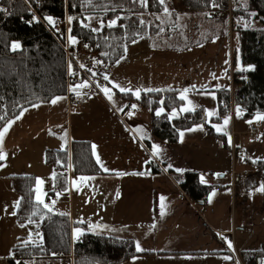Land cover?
I'll list each match as a JSON object with an SVG mask.
<instances>
[{
    "label": "rangeland",
    "instance_id": "obj_1",
    "mask_svg": "<svg viewBox=\"0 0 264 264\" xmlns=\"http://www.w3.org/2000/svg\"><path fill=\"white\" fill-rule=\"evenodd\" d=\"M179 1L164 0L163 3L168 10L167 12L164 9V12L151 15L145 13L137 14L141 23L146 25L153 24L154 26L160 27L159 34L155 36L149 34L143 35L139 38V41H135L126 50L127 59L123 57L118 64L109 66L108 79L104 80L103 88L107 87L110 90L109 95H111V99L108 98L109 95L105 94L103 88L101 89V93L117 111L125 108L129 102L131 107L135 105L134 108L132 107L134 110L132 114L123 115V122L117 119L113 123L115 131L118 132L119 139L116 136L117 139L112 141L110 145L109 155L111 162L107 160V162H103L102 164L111 170L120 169L121 167L124 171L145 172L144 175L137 173L124 175L126 176L124 177L125 181L119 188L121 199L122 197L131 199L134 210H139L137 204L141 206V211H144L145 207H148V211L152 213L148 219L159 220L156 223V233L153 234V238L148 234L150 231L149 227L146 225H134L133 223L136 219L144 218L143 214L145 212L140 213L142 215L140 218L135 213H125L122 216L114 217L107 216L101 210L102 191H105L107 188L100 184H96L91 188L93 195L92 197L90 195L88 204H86L85 200L77 202L75 198L69 195V191H67L68 193L56 192V194H59V199L55 203V206L59 212L69 214L73 211L74 215L75 212L80 213L84 219H87L88 222L85 223L88 224L89 228H92V225H94L90 223L92 220H99V222L111 220L112 223H115V221L122 223L123 226L117 229L115 226L108 225L103 229V232L118 238L130 237L134 241L136 250L137 244H139L141 249L147 247L158 249L164 242L166 233L176 223L175 216L178 213H183V216L187 215L188 225L191 222L195 223V226L199 229H202V226L203 228L209 229V231L201 234V236L203 235L202 243H207L212 249H217L218 243L225 245V247L223 246V259L230 257V259H227L230 264H240L234 250L232 247H229L230 242L228 236L222 233L219 234L220 230L223 231L229 227L230 220L234 218V207H236V223L237 225L243 224L245 227L244 231H238L237 233L238 243L242 242L244 249L250 251V253L259 251L257 258H260L261 262H264V192L258 190L261 186H264V180L261 179V174L258 175V185L249 188L247 191L243 188L238 191L233 210L230 209V203L228 201V191L231 189L232 169L236 173H241L245 169H248L250 174H253L256 171L247 162V159L264 160V119H260V117L264 116V112L254 114L249 118H243L236 112L234 121L231 123L230 116L234 112V106L230 107L232 109L230 112L227 110L225 113L220 114L217 97L214 92L194 90L197 81L195 78L201 77L200 73L195 74L192 72L193 69H190L191 71L185 72L183 75L184 82H179L177 79L171 78L166 74H161L160 70L157 69L156 71L155 68V70H152L151 75L153 85H159L165 80L168 84H162L159 87H176L179 89L180 96H183L184 103L179 108H174L167 112L169 119L179 117L181 114L187 112L182 111L184 108H188V111L202 109L204 115V123L194 126L191 128L193 129L191 131L189 129L181 131L180 133H183V136L181 137L179 134L177 142L170 143L158 139L151 134V112L149 109L142 107L134 99L126 100L116 95V91L130 92L133 98H136L137 91L140 95L142 92L151 91V87H154L147 82L149 73L147 68L139 69L133 65L124 63L128 60L133 62L135 56L140 55V53L143 54L149 46L148 40L150 41L151 39V41L154 40L157 42L169 41L168 36L173 33H179L178 36L180 37L202 36V29L205 27L212 28L214 34L219 32V26L215 25L212 20H205V15L189 16V12L180 11L182 7ZM176 11L181 14H174L173 12ZM190 18H192L193 22ZM113 20L117 22V19ZM113 20L105 19L101 14H90L81 18L80 23L90 27L92 30L97 29L96 31H99L103 26L109 25V22ZM199 20L203 25L199 23ZM63 23H66L67 27H69L68 19ZM151 41L150 44H152ZM223 42V38L219 37L214 39V43L211 46L212 51L207 52L205 65L208 66L212 58H216V56L222 54ZM75 44L82 50L83 57L80 59L82 64L89 63L90 71L100 76L96 71L101 66L96 63L91 50L79 44L78 41ZM153 44L159 45L155 42ZM174 45L181 47L182 39ZM183 85L186 87H183ZM120 88H124L126 91H120ZM129 89L130 91H127ZM87 92L100 97L89 86H87ZM59 97L61 99L57 100L56 103H52V101L57 97L49 103L37 104L26 108L22 114L33 110L38 111L34 114L37 116L34 122L28 124L30 129L27 132L24 131L16 134V131H22V125L24 123L21 120L16 126L14 124L16 119H14L10 127H8L10 121L6 124L5 127H8V131L2 140H0L4 146L1 152L5 156L3 162L0 164V172L4 170L5 173H9L10 175L33 174L36 176V182L37 179L42 180V184H36V200L38 194L43 200L47 196V192L52 191L54 187V172L44 162L45 149L64 148L69 144L70 140L79 137L78 135H82L85 139H93L95 141V149L98 151L97 140H102L98 134L91 133L90 131L79 134L78 127L82 124L83 119L87 120L88 118L81 113L83 103L81 106L69 105L65 95ZM85 98L86 96L83 97V101ZM100 98L103 102V98ZM103 103L104 106H109L106 101ZM160 109L163 108H157L154 113L156 114ZM209 113L213 114L209 115ZM22 114L19 116L20 118ZM226 117L229 118V122L227 125H224L223 121ZM87 123L89 126L91 125L90 121ZM205 123L211 125L215 133L222 134L225 140L208 135ZM214 125L219 126L222 131L218 132ZM19 127L21 128L19 129ZM232 127L237 132V135H235L237 150L233 154L234 160H232L230 153ZM252 128L255 129L254 132H251ZM11 132H13L12 135ZM15 134L18 137L17 140L14 137ZM131 136L134 141L131 139ZM24 137L26 139H23ZM135 137L138 138V141H136L137 139ZM11 143L15 147L14 149L10 146ZM154 145L159 147L160 151L158 155L154 154ZM99 147L102 146L99 145ZM152 160L155 163L158 160L160 161L161 168L159 169L161 171L150 172L151 168L155 166ZM161 161H164V163ZM120 162L124 163V166L120 165ZM146 163L148 164L146 165ZM189 167H194L199 173V176L206 179V185H212V189L208 193L205 204L203 205H196L180 187L182 173L188 171L187 169ZM177 169L182 171H177ZM4 182L6 181L0 179V264H9L8 258L11 256V249L19 237L26 236L29 241L39 242L41 240V234L36 230L37 225L35 223H18V225H15V215L12 213L15 212L17 196L11 191L8 181V190L6 189V192L4 191ZM72 186L74 189L82 186L78 177H73ZM37 189H39V193H37ZM221 189L227 191H221ZM161 197L164 199L161 200ZM68 200H71V205H69ZM190 200L199 208L205 220L197 216L193 211L194 206ZM157 211L158 214H156ZM162 211L163 214H161ZM12 218L15 223L11 220ZM76 220L79 219L76 218ZM141 221L144 220L142 219ZM210 229H214L212 234L210 233ZM94 231L99 230L94 229ZM237 245L239 249L242 248L239 244ZM224 248L229 249L230 252H224ZM240 257L247 264L243 253ZM192 258L175 262L163 257L146 260L134 257L126 264H218L214 261L213 257L208 259L206 253L194 255Z\"/></svg>",
    "mask_w": 264,
    "mask_h": 264
},
{
    "label": "trees",
    "instance_id": "obj_2",
    "mask_svg": "<svg viewBox=\"0 0 264 264\" xmlns=\"http://www.w3.org/2000/svg\"><path fill=\"white\" fill-rule=\"evenodd\" d=\"M179 2L186 12L215 8L217 12L226 13L227 0ZM36 4L38 17L28 6ZM164 9L160 0H0V131L26 108L49 103L66 93L63 38L49 31L48 27L53 23H49L47 17H52L54 23H63L72 17L69 36L89 48L99 66L108 67L125 56L129 44L143 35L159 34L160 27L141 23L137 14L151 15L164 12ZM90 14H101L105 19H117V22L114 26L105 25L99 31H93L80 23L81 18ZM232 20L234 116L238 112L243 118H249L264 112V0H239L238 8L232 12ZM14 43L20 47L13 49ZM96 73L106 80L101 71ZM207 91L216 94L220 114L232 110L228 105V87ZM116 95L126 100L134 99L149 109L151 134L170 143L178 140L181 131L205 122L202 109L187 111L172 119L167 117L168 111L184 103L177 89L142 92L136 98L130 92L116 91ZM159 107L164 112L157 116L154 111ZM205 126L208 135L225 140L222 134L213 131L211 125L205 123ZM44 162L54 171V187L47 196L66 191L69 174L107 173L97 163L89 140L73 139L64 148L46 149ZM247 162L256 172L244 180L234 181L236 194L242 188L247 191L258 185V175L264 172V160L247 159ZM158 171L161 170L154 166L150 172ZM5 178L20 201L19 207H15L16 222L35 223L41 234L39 242L29 241L26 236L18 238L11 249L9 264H32L33 260L40 258L60 262L70 254L73 264H115L139 253L128 238L86 231L72 241V228L84 223L73 222L68 213L53 212L38 203L35 175L12 174ZM180 187L197 204H203L212 189V185L202 183L199 174L192 171L182 173ZM258 253L246 256L247 264H257Z\"/></svg>",
    "mask_w": 264,
    "mask_h": 264
},
{
    "label": "crops",
    "instance_id": "obj_3",
    "mask_svg": "<svg viewBox=\"0 0 264 264\" xmlns=\"http://www.w3.org/2000/svg\"><path fill=\"white\" fill-rule=\"evenodd\" d=\"M214 9L215 8L211 10H205L203 12H195V13L189 12L188 13L186 12V9L182 7L180 11L188 13L189 16L205 15V18H206L205 20H212L215 25L219 26L218 33L214 34L212 32V28L205 27L204 29H202V32H203L202 36L196 35L194 37H188V36L180 37L178 36L179 33H173L168 36L169 41L157 42L154 40L151 41L150 39L152 44H150V41L148 40L149 46L146 48L143 54L140 53V55L135 56L133 62L128 60V61H125L124 63L133 65L139 69L147 68L149 72L147 82L151 86H154L152 83L151 75H152V70H155V68H156V71L157 69L160 70L161 74H166L170 76L171 78L177 79L179 82H184L183 75L185 74V72H189L191 71L190 69H193L192 70L193 73L201 74V77L195 78V80L197 81H196V87L194 90L207 91V90H215L217 88H221L225 86L228 87L229 89L232 87V94H230V97L233 100V77H232L233 53H232V49H233V45L235 44V42L232 37V26L230 25L229 18L226 15V13L217 12ZM173 13L176 15L181 14L178 11L173 12ZM190 20L193 22L192 18H190ZM199 23H200V20H199ZM200 24L203 25V23H200ZM67 31H68V27H67ZM218 36L224 39L223 52L221 55L216 56V58H212V60L210 61V64L207 66L205 65L207 61V54H208L207 52L212 51L211 46L214 43V39L219 38ZM69 37L70 36L68 34V38ZM158 38H161V37H158ZM181 39H182V45H180L181 47H176L174 44H176V42L178 43L179 40ZM139 40L140 39H138L137 41ZM154 42L156 44L158 43L159 45H154L153 44ZM133 43L129 44L126 50ZM124 57L125 59H127V51ZM119 61L115 64H118ZM85 64L87 65V68H89V63H85ZM108 69H109V66L108 67L101 66L97 70H100L101 72L104 73L105 76H107L109 74ZM162 84H168V82L164 80L163 83L159 85H155L154 87H151L150 90L152 91V90H162V89H177L179 91V89L176 87H159ZM183 87H186V86L183 85ZM209 92H213V91H209ZM179 95H180V92H179ZM104 101L108 103L109 105L108 107L104 106V103H103ZM103 102L99 96H94L92 94H89L88 96H86V98L83 101V105L81 107V113L83 116H87L88 118L87 120L83 119L82 124L78 127L79 134H83L87 131H90L91 133H94V134H98L99 138L102 139V140H97L99 150L96 151L95 147H93L94 142H95L93 139H85V137H82V135H78L79 137L75 138V139H81V140H89L91 143L93 142L91 144L93 153L96 158V161H97V157H99L100 167H101V164L103 162H107V160L111 162V157L109 155L110 145L112 141H115L118 138V132L115 131V127L113 123L117 121V119L123 122L124 114H129V113L132 114L134 112V111L126 112L125 111L126 107L120 111H117L116 109L113 108V106L111 105V103L108 101L107 98L105 100L103 99ZM36 112L38 111L33 110L31 112H27L26 114H22L21 118L19 119L16 118L14 122L16 126L21 120L24 123V125H22V131H19V132L16 131V134H19L20 132H24V131L27 132L30 129L28 124L31 122H34L35 118L37 117L34 115ZM230 117H231V120H232L231 123H232L235 118L234 112L231 113ZM88 121H90L91 123L90 126L87 123ZM20 128L21 127H19V129ZM12 133L13 132H11V135ZM16 134L14 137L17 140L18 137ZM235 135H237V132L232 127L231 146H230V153H231L232 160H234L233 158L234 151L237 150ZM23 139H26V138L24 137ZM131 139L133 140L132 136H131ZM136 139H137L136 141H138V138ZM68 145L69 144H67L66 146ZM99 145L102 147H99ZM10 146L13 147V149L15 148L12 145V143ZM3 147L4 146L2 145L0 141V152ZM47 149H56V148H47ZM152 162L156 167L161 168L159 164L160 163L159 160L156 163L153 160ZM161 162L164 163V161H161ZM119 164L124 166V163L122 162H120ZM147 164L148 163H146V165ZM104 168L106 167L103 165L102 169L104 170ZM108 170L109 171H105L107 172L106 174L91 175V176H81V175L69 174L68 189L64 191V193L69 191V195L75 198L77 202L85 200L86 204H88L90 200V195L91 197L93 195L91 192V188H93V186L96 184L103 185L107 189H105V191H102L101 210L104 211L105 214H107V216H114V217L122 216V214H125V213H135V215L138 216V218H140L142 216L140 213L145 212L143 214L144 218H142L144 221H141L142 219H136L133 221V223L134 225H143V226L146 225L147 227H149L150 231L149 232L146 231V232H148L150 237L153 238V234L156 233L155 226L159 220L158 219L157 220L148 219L150 218L149 217L150 214H152L148 211V207H145V210L141 211V206L137 204L139 206V210L138 209L134 210L133 202L131 199L126 198V197L125 198L122 197L121 199V194H120L121 192H120L119 186H121V184H123L125 181L124 177L126 176L124 175H132L137 172L136 171L134 172L124 171V169H122L121 167L120 169H116V170H111V169H108ZM187 170L198 173L194 167H189ZM244 171L249 172L248 169H245ZM11 172H15V171H11ZM232 172H235L234 169H232L231 173ZM4 173L5 171L1 170L0 179H3V181H6L4 182V191L6 192V189L8 190V184H7V179L5 177L10 174L5 173L4 175ZM73 177H78V178L92 177L93 179H89L87 181L80 180V182L82 183V186L74 189L72 186ZM200 181L206 184V179L203 178L202 176L200 177ZM234 181L235 179H233L231 175V185H230L231 189L228 191V201L230 203L231 210H233V206H235V201H236ZM221 191H227V190L221 189ZM53 196L55 197L56 202H58L59 194L55 193ZM68 203L69 205H71V200H68ZM191 203L194 206L193 211L197 214V216L205 220L202 212L199 210V208L195 206V203L193 204L192 201ZM203 204H205V202ZM203 204L196 203V205L198 206L203 205ZM235 211H236V207H234V218L230 220L229 227L223 231L220 230L219 234L222 233L223 235L228 236L231 247L237 256V259L240 261V264H246L245 261L241 259L240 255L243 253V256L246 258V256L250 254V251H247L246 249H244L242 242L238 243L237 233L238 231H242V230L244 231L245 227L243 224L237 225ZM156 214H158V211ZM82 216L83 215L77 212H75V215H74L73 211L69 213V217L71 221L84 223V225H78L75 227V228L78 227V229L81 230L79 236L86 231L94 233V234L107 235L109 233L103 232V229H105L106 226L108 225H111L112 227L115 226L116 229L123 226L122 223H119L118 221H115V223H112L111 220H108L106 222H99V220H92L90 221V223L94 224L92 225V228L99 230V231H94V229L89 228L88 224L85 223V222H88L87 219H84ZM76 218H78L80 221L76 220ZM11 220L13 221V218ZM175 221L176 223L166 233L164 242L158 247V249L147 247V248H143V251L136 250L137 252H139L137 255L123 262L115 263V264H126L130 259L134 257L141 259V260L152 259L156 257H163L165 259L179 262V261H183L186 259H193L192 257H194V255H198L202 253H206L208 259H210V257H213L214 261H216L218 264H221V263L230 264L229 260L223 259V256H222L223 246L225 247V245H221L218 243L217 244L218 248L216 247L217 249H212V247L207 245V243L206 244L202 243L203 235L201 236V234H204L205 231H209L208 228H203L202 226V229H199L198 227L195 226V223H191V222H190V225H188L187 215L183 216V213H178L175 216ZM15 225H18V223L16 222ZM75 228H72L71 230V240L72 241L77 239V234L74 233ZM213 232H214V229L212 230L210 229V233L212 234ZM109 236H113V235L109 234ZM126 238L131 239L130 237H126ZM131 240L133 241V239ZM237 244H239V246H241L242 248L239 249ZM134 247H135V244H134ZM224 252H230V250L224 248ZM246 262H247V259H246ZM32 264H59V263L53 262L49 259L40 258V259L33 260Z\"/></svg>",
    "mask_w": 264,
    "mask_h": 264
},
{
    "label": "built area",
    "instance_id": "obj_4",
    "mask_svg": "<svg viewBox=\"0 0 264 264\" xmlns=\"http://www.w3.org/2000/svg\"><path fill=\"white\" fill-rule=\"evenodd\" d=\"M28 6L30 9V12L35 17H38L37 12H36L38 8V4H36L35 6L33 5H28ZM238 6H239V0H227L225 12L229 18V22L231 26L234 24V21L232 20V12L233 10L238 8ZM48 29L53 35L63 38V48L65 52L66 70H67L65 97H66L68 104L74 105V106L82 105L83 97L89 95V93L87 92V87L82 86L84 85L85 82H87V85L93 90V92H95L96 94H99L100 97H102L105 100L106 97L101 93V89L104 87V80L99 75L92 73L85 64H82L80 60L83 57L82 50L80 49L78 45L70 42L68 38V31H67L66 23H54L50 27H48ZM81 65H83V67H81ZM78 85H81V87L77 88V91L80 93V95H77L76 92H73L71 90L72 88ZM230 92H232V87L230 88ZM228 105L230 107L233 106V100L231 97H230V102ZM125 111L133 112L134 110L131 107V105H128L126 106ZM254 130L255 129L252 128L251 132H254ZM231 175H232V178L235 180L236 179L244 180L252 174H250V172L243 171L241 173L232 172ZM261 179L264 180V172L261 173ZM43 202L49 205V208H46V209L51 210L53 212L57 211V208L55 206L56 199L54 196H45L43 199ZM58 263L59 264H73V257L70 254L65 258H61L60 262Z\"/></svg>",
    "mask_w": 264,
    "mask_h": 264
},
{
    "label": "snow or ice",
    "instance_id": "obj_5",
    "mask_svg": "<svg viewBox=\"0 0 264 264\" xmlns=\"http://www.w3.org/2000/svg\"><path fill=\"white\" fill-rule=\"evenodd\" d=\"M145 2H146V0H145ZM160 2L163 3L164 0H160ZM165 11H166V12L168 11L167 8H165ZM46 19L48 20L49 23H53V24H54V21H53L52 17H47ZM69 20L71 21V20H72V17H69ZM115 24H116V21L113 20V21H110V22H109V25H108V26L111 27V26H114ZM96 30H97V29H93V31H96ZM69 40H70V42L73 43V44L76 42L75 39L72 38V37H69ZM12 47H13V49H18V48L20 47V45H19L18 43H14V44L12 45ZM81 67H83V65H81ZM104 79H108V77L105 76ZM82 86H83V87H87V86H88V85H87V82H85L84 85H82ZM79 87H81V85H78V86L72 88L71 90H72L73 92H76L77 95H80V93L77 91V88H79ZM117 87H119V85H117ZM103 91L105 92L106 95H108L109 92H110V90H109L107 87L103 88ZM120 91H126V89H124V88H120ZM127 91H130V89L127 90ZM185 91H187V90H185ZM136 95H137V97H139V92H138V91L136 92ZM108 98L111 99V95H109ZM182 98H183V96H182ZM59 99H61V97H57L55 100L52 101V103H56L57 100H59ZM132 107L134 108L135 105H133ZM121 110H122V109H121ZM188 110H189L188 108H184V109H182V111H188ZM162 111H163V109L158 110V111L156 112V115L159 116V115L161 114ZM212 114H213V113H209V115H212ZM19 118H20V117L18 116L17 119H19ZM170 118H171V117H170ZM260 119H264V116L260 117ZM12 122H13V121H10V122H9L8 127H10V125H11ZM228 122H229V118L226 117V118L224 119L223 123H224V125H227ZM8 127H5L2 131H0V140H2L3 136L7 133V131H8ZM214 127H216V130H217L218 132H219V131H222V129H221L219 126H215V125H214ZM191 130H193V129H189V131H191ZM180 135H181V137H182V136H183V133H180ZM229 141H230V137H229ZM93 147H95V146H93ZM153 147H154V154H155V155H158V154H159V151H160V150H159V147H158V146H155V145H154ZM4 158H5L4 154H2V152H0V160H3ZM97 163H100V161H99V157H97ZM101 167H103L102 164H101ZM169 167H171V165H169ZM104 171H109V170L106 169V168H104ZM177 171H182V170L177 169ZM137 174H139V175H144V173H137ZM79 179H80L81 181H87V180H89V179H93V178H92V177H80ZM42 183H43L42 180L37 179V184H38V185H40V184H42ZM258 190L261 191V192H264V186H261V188L258 189ZM37 193H39V189H37ZM36 198H37L38 203L43 204V206H44L45 208H49V205L43 202V200L40 198V195H39V194L37 195ZM163 199H164V198L161 197V200H163ZM53 203H54V202H53ZM19 205H20V201H16V202H15V206L18 208ZM12 214L15 215V212H13ZM161 214H163V211H162ZM22 226H23V225H22ZM80 231H81L80 229H76V230H75V233L77 234V238H78V236H79V234H80ZM229 247H231V244H230V243H229ZM137 251H143V249L140 248L139 244H137ZM225 259H230V257H225Z\"/></svg>",
    "mask_w": 264,
    "mask_h": 264
},
{
    "label": "water",
    "instance_id": "obj_6",
    "mask_svg": "<svg viewBox=\"0 0 264 264\" xmlns=\"http://www.w3.org/2000/svg\"><path fill=\"white\" fill-rule=\"evenodd\" d=\"M257 264H264V262H261L260 258H256Z\"/></svg>",
    "mask_w": 264,
    "mask_h": 264
}]
</instances>
